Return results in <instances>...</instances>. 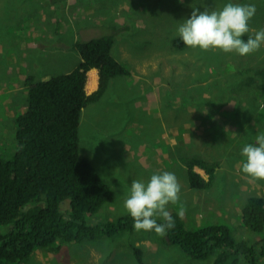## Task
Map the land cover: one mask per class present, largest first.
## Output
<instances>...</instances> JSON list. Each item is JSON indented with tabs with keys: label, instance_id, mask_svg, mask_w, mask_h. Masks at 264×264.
<instances>
[{
	"label": "rangeland",
	"instance_id": "374dc122",
	"mask_svg": "<svg viewBox=\"0 0 264 264\" xmlns=\"http://www.w3.org/2000/svg\"><path fill=\"white\" fill-rule=\"evenodd\" d=\"M229 2L256 6L252 31L242 39L264 28V0H0V155L11 158L16 150L15 118L28 107L25 80L30 75L50 78L78 62L62 46H55L54 39L53 46H40L44 34H63L69 43L72 27L83 13L86 22L100 15L104 24L113 25L115 19L119 26L128 25L116 31L113 52L130 73L113 78L99 100L83 107L79 131L81 152L112 186L116 198L89 215L90 220L128 213L124 200L131 182H147L153 174L169 171L181 185L179 200L167 205L170 213L183 209L189 228L228 223L237 239L255 242L264 232L243 225L241 207L250 195L264 196V180L253 181L243 173L242 148L264 133V97L258 90L264 45L246 56L173 46L193 7L220 10ZM108 29L104 25L100 34ZM141 75L144 82L139 81ZM96 89L87 78V92ZM186 153L220 162L210 189L190 187L180 159ZM165 237L154 231L126 230L65 243L58 253L37 248L25 264L212 263L192 258ZM133 246L141 249L142 262Z\"/></svg>",
	"mask_w": 264,
	"mask_h": 264
},
{
	"label": "trees",
	"instance_id": "16d2710c",
	"mask_svg": "<svg viewBox=\"0 0 264 264\" xmlns=\"http://www.w3.org/2000/svg\"><path fill=\"white\" fill-rule=\"evenodd\" d=\"M127 26L110 25L109 33L100 34L102 29L98 35L77 39L74 47L81 60L72 70L47 79L29 76L25 80L28 107L15 118L17 147L11 158L0 155V264H25L37 248L58 253L65 243L135 231L129 213L90 220L89 215L115 200L116 192L81 152L79 131L83 107L99 100L113 78L130 73L113 52L116 31ZM173 46L186 47L179 35ZM92 68L98 69L99 82L88 93L86 82ZM261 72L258 90L264 97V67ZM180 159L187 167L190 187H212L218 160L188 153ZM241 211L243 225L264 232V196H248ZM171 215L175 227L165 240L194 259H211V264H257L264 257V235L250 242L237 239L228 223L189 228L177 211ZM133 248L142 262L141 249Z\"/></svg>",
	"mask_w": 264,
	"mask_h": 264
},
{
	"label": "clouds",
	"instance_id": "9594fccd",
	"mask_svg": "<svg viewBox=\"0 0 264 264\" xmlns=\"http://www.w3.org/2000/svg\"><path fill=\"white\" fill-rule=\"evenodd\" d=\"M255 4L227 3L220 10L193 7L191 17L184 20L178 28V35L183 43L201 50L220 49L225 53L235 51L241 56L250 55L264 45V28L255 30L254 36L245 41L242 37L252 31L250 21L255 16ZM255 143H248L242 148L245 162L242 171L253 181L264 180V133L255 136ZM181 185L175 173L164 171L153 174L145 182L133 180L124 208L133 218L136 231H154L158 236H166L175 227V221L167 210L171 202L180 198ZM178 215L182 218L184 210ZM163 220V223H158Z\"/></svg>",
	"mask_w": 264,
	"mask_h": 264
},
{
	"label": "crops",
	"instance_id": "0c3cea01",
	"mask_svg": "<svg viewBox=\"0 0 264 264\" xmlns=\"http://www.w3.org/2000/svg\"><path fill=\"white\" fill-rule=\"evenodd\" d=\"M114 20L112 21L113 25L117 26V23ZM104 25H108V27H110V25H112V23L111 22H107V23L104 24L103 23V19L100 17V15H98L97 19H93V20H91L89 22H86V15L83 13L81 19L78 20V24L73 25V27L71 26L72 27V31H71L72 32V36H71V39H70L69 43H65L63 41V38H62L63 34H57L56 33L55 35H52L51 37L48 34H44V41L40 43V46H43V45L44 46L48 45V47L49 46H53V44H52L53 40L52 39H54V42L57 43V45H55V46H62L63 51L65 52V54H69L70 53L71 55L75 56L78 59V62H77V64H78L79 61L81 60V55L77 51V49L74 47V43L79 38H90L93 35H98L99 31H101V27L103 28ZM66 56H69V55H66ZM63 61H64V59L61 60L62 63H63ZM77 64L74 67H76ZM73 68L64 67V70L62 72H68V71L72 70ZM30 76H32V75H30ZM98 77H99L98 69L97 68L90 69L89 75H88V84H90L93 87V89H96L97 86H98ZM139 81L140 82H144V75L139 76ZM143 103L144 102H142V104ZM173 117H175V111H174ZM178 138L180 139L181 136L178 135ZM170 145H171V143H170ZM259 238H260V236L258 235L256 237V239H259ZM259 261H258V263H259ZM262 264H264V260H263Z\"/></svg>",
	"mask_w": 264,
	"mask_h": 264
},
{
	"label": "bare ground",
	"instance_id": "6f19581e",
	"mask_svg": "<svg viewBox=\"0 0 264 264\" xmlns=\"http://www.w3.org/2000/svg\"><path fill=\"white\" fill-rule=\"evenodd\" d=\"M46 32V31H45ZM16 34V33H15Z\"/></svg>",
	"mask_w": 264,
	"mask_h": 264
}]
</instances>
